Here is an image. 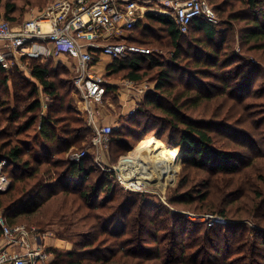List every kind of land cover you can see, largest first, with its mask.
Returning a JSON list of instances; mask_svg holds the SVG:
<instances>
[{
    "label": "trees",
    "instance_id": "1",
    "mask_svg": "<svg viewBox=\"0 0 264 264\" xmlns=\"http://www.w3.org/2000/svg\"><path fill=\"white\" fill-rule=\"evenodd\" d=\"M219 1L208 0L216 12L224 15L226 9L217 5ZM239 2L245 6V11L250 13L251 17L246 13L233 17L229 14V19L247 21L250 24L243 37L245 47H249L247 52L264 50V44H260L264 41V0H239ZM47 3L48 0H0V17L3 14L6 21L17 23L27 8L42 9ZM131 33L133 35L128 38L130 44L135 46L165 44L171 48V57L161 60L150 55H132L120 60H112V64L107 68V74L115 77L124 73L125 79L134 82H142L146 77L154 74L155 90L143 100L136 118H142L148 108L163 116L162 122L174 130L165 142L169 146L179 148L186 176L187 173H192L191 170L209 172L217 178L236 176L242 172L243 168L253 165L255 159L264 158V154L255 152L249 158L250 151L257 147L254 142L255 135H249V133L240 135L233 131L234 136L230 137V141L240 146L243 152L218 150L214 147V139L211 135L216 131H210L211 127L207 123L189 120L182 112L189 106L200 108L205 102L209 104L217 102L228 107V113L224 114L226 121L231 120L235 115L246 114L249 108L245 105V101L254 95L251 93V85L252 87L257 85L259 77H264L262 65H252L256 70H251V65H243L244 61L237 55H228L226 51L230 40L223 38L224 35L218 31L217 26L201 18L192 22L187 34H182L171 17L150 13L136 25ZM197 34L201 35L197 37ZM189 35H194V38L187 41ZM191 54L195 56L193 61H189L192 59ZM260 59L264 60V55H261ZM40 60L41 58H31L29 62L30 71L36 83H27L22 86L19 84L16 87L18 92H29L26 100L32 99L33 103L27 105L21 113L17 110L10 113L2 108V113L6 114L3 118L0 117V159L7 160L8 165L4 168V174L11 181L7 191H0V212L5 211L9 224L17 225V220L14 219L19 217L31 218L39 215L46 202L59 194L78 193L80 200L87 208L100 209L103 212L102 216L90 215L92 219L99 221L100 225L93 226V229L87 231H85L88 228L87 224L78 226L77 229L80 230L78 234L67 231L66 227L65 234L61 236L73 241L79 239V241L75 243V249L71 252L50 250L54 254L53 264H237L239 259H233L228 263V257L222 255L221 245L217 246V241L218 244L231 241V236L235 233L233 226L236 223L223 226L221 229L207 226L201 231L200 226L190 221H187L186 225L176 219L175 214L168 215V213H166L167 217L149 219L142 223L137 218L128 221L133 208H139V211L141 208L147 209L151 205L149 201H145L143 207L138 200L134 199H127L125 203L120 201L115 203L120 183L114 172H102V176L90 185L89 176L92 171L87 168L85 159L75 163L60 157L76 145L74 141L77 137L72 135L76 129L72 130V128L83 124V120L75 110L65 104L67 100L65 89L75 91L72 78H69L70 71L64 67L53 68L51 64H44ZM235 60L240 65L233 74L219 75L229 67L228 63ZM184 61H187L186 66L183 65ZM190 64L196 66L192 73H189L187 69ZM6 72L0 67V73ZM244 81L247 83H242ZM234 82L242 83L239 89L238 86H233ZM4 84H7L6 78ZM37 85L53 100V104L48 105V111L41 123L40 137L45 145V153L41 158L31 160L26 157L27 150L15 143L12 138H18L26 133L39 119L42 105L37 100L39 92ZM246 89H248L247 92ZM220 116L221 114L216 118ZM21 121H24L23 125H19ZM228 121L226 123L229 125ZM4 123L8 125L2 130ZM261 123H264V118L261 119ZM15 124H18V127L12 132L11 128ZM61 124L63 126L60 127ZM139 124L147 126L144 120ZM128 132L124 129L114 130L112 133L111 138L112 140L114 138V141L111 140V142L122 146L118 150L120 156L131 150L132 139L137 137L136 132L139 131ZM151 132H155V135L163 140L165 132ZM144 135L148 136L149 131H145ZM189 182L190 179L187 180L185 177L181 188L188 186ZM204 185H207V182ZM103 194L105 201L99 203ZM210 197L211 192L206 191L200 201L205 202ZM262 197L256 181L249 186L248 183H237L232 191L225 193L224 207L221 204V208H208L205 212L214 213L225 219L250 218L259 228L262 227L260 230L250 229V234L254 235L259 231L262 235L260 245L254 246L259 252V248L264 247V200ZM243 199L244 201L241 202ZM91 201L94 203L91 204ZM179 201L181 204L192 205L198 200L188 193ZM170 203L174 205L177 200H172ZM238 203L240 204L235 205ZM232 204L235 207L227 210V206ZM104 220L106 225L101 227V222ZM119 222L124 224L120 223L122 229L117 231V227L114 226H117ZM113 224L115 229L111 231ZM171 224L174 226L170 230ZM188 224L193 228L188 227ZM129 225L133 227L132 234H137L138 230L139 234L142 233V241L138 239L136 242L131 238L121 240L127 234ZM152 230H156L154 238L146 240L144 235L153 232ZM159 232H164L161 238H159ZM200 232H203L202 236L199 235ZM187 235L195 236L192 240H188L185 237ZM102 236L107 238L100 241ZM1 237L0 227V239ZM111 237L114 238L112 242L109 240ZM237 242L240 244L235 254H245L247 259L248 252L255 253L256 248H250L245 240L240 239ZM210 251L212 252L210 257L203 259V256Z\"/></svg>",
    "mask_w": 264,
    "mask_h": 264
},
{
    "label": "rangeland",
    "instance_id": "2",
    "mask_svg": "<svg viewBox=\"0 0 264 264\" xmlns=\"http://www.w3.org/2000/svg\"><path fill=\"white\" fill-rule=\"evenodd\" d=\"M53 1L54 0H48L47 5L42 9L31 7L27 8L22 15L20 14L22 17L19 19V21L12 24L18 25L26 20L37 17L39 13L44 11L45 8ZM217 5L226 9V13L224 15L218 12L216 13L220 21L217 25L218 31L222 32V34L224 35L223 38L225 40H230L229 48L226 51L227 53H229L228 55H237L240 60L244 61L243 65H251V70H256L252 65H262L264 69V60L260 59V56L264 55V50L247 52V48L249 47H245L244 45L245 41L243 40V37L247 27H249L250 24H248L247 21L242 20L231 21L228 17L230 16L229 14H231V17H233L235 15H242L244 13L251 17L250 13H247L245 11V6H243L239 2V0H220ZM0 20H5L3 14H1ZM229 20L231 21V23L229 22ZM131 35H133V33L126 36L129 38L131 37ZM199 35L201 34H197V37ZM192 38H194V35H189L187 41H190L189 39ZM195 43L197 44V42ZM262 43L264 44V41H262L260 44ZM138 47L146 49L151 57L157 59L162 60L164 58L166 60L171 57V48H168L165 44L159 45L157 43H153ZM61 55L64 56V58L62 59V61H64L63 63H59V60L56 59H41L40 62L44 64H51L53 68H66L70 71L69 78L71 79L73 76L70 63L72 62V59L64 52H62ZM191 57L192 59H190L189 61H193V57L195 56H192L191 54ZM30 60L31 58L18 60L16 59L11 62L8 68L4 69L7 71L5 74L0 73L1 118H3L6 114L2 113V108L4 109V111H10V113L16 110L20 111L21 113L23 112V109L25 110V107H27V105H31V103H33L34 100L32 99L26 100L27 93L29 92H18L16 88L19 84L22 86L27 83H36L30 71ZM108 63H110L109 59L103 62L102 66L99 67L100 71H103V74L104 72L108 71L105 69L108 66ZM186 64L187 61H184L183 65L186 66ZM228 64L229 67L219 75L233 74L234 71H236V68L240 65L237 60ZM187 69H189V73H192V70H195L196 66L190 64ZM183 74L185 75V73ZM152 75H150L152 76L151 78L150 76H148L142 82H138L137 88H142L144 90L148 89L149 94L152 93L155 90L156 86L154 74ZM104 76L105 81L108 83V85H106L105 94L102 97V101L100 103H97L96 105H93V109L97 110L98 121L101 125H111L115 131H121L124 129L125 131H129L128 133H132V131H139L136 132L138 133L137 137L132 139V147L130 145L131 150L120 156L118 150L122 146L114 142H111L107 146L101 148H95L93 145L94 132L93 129L89 127L87 114L85 113V105L82 101V96L78 95L73 90L71 91L65 89V96L67 97L65 104L69 105L79 114V117L83 120V124L76 127L73 126L72 130L76 129V131L72 134L74 137H77V139L74 141L76 145L60 157L64 158L67 161L73 162V156L75 154L83 152L86 153V156L83 159H85L86 161L87 168L92 171L89 176L90 185H92L96 181V179L102 176V172H109V169H112L111 172H114V175L119 181V177H122L119 171L122 159L130 157L141 143L146 142L150 138L157 139L158 142H160L168 150L165 151L166 154L161 159L165 174L163 176H160L158 174L156 178L161 182L159 183L158 181L151 185H138V187L136 186L133 188L129 187L127 183H125V185L119 184L120 188H118L117 190L115 203H117L118 201L125 203L127 199H134L138 200L140 206L142 204V207L145 201H149V203L151 204L147 209L141 208L140 211L139 208H133L128 221H132V219L137 218L140 223H142L149 219H160L161 217H167L166 213H168V215L175 214L176 219H179L182 223L186 224L187 221H190L194 225L198 227L200 226L201 231H203V227L207 226L221 229L223 228V226H231V223H236V225L233 226L235 227V233L231 236L230 242L222 241V244H218L217 241V246L221 245L220 247L222 248V255L224 254L226 255V257H228V263L230 261H233V259H239V261H237V264H264V247L259 248V252H257V247H254L255 245H260L262 241V235L259 231L254 235L250 234V229L260 230L262 227L259 228L250 218H243L241 220H238L232 217H230L229 219H225L223 217V219L226 221V224H214L213 226H210V222H208L207 217H221L215 215L214 213L205 212L208 210V208H221L220 205H223L225 193H229L230 191H232L237 183H248L249 186L250 183H254L256 181L258 184V190H261L263 196L262 199L264 200V158L255 159L253 165L243 168L242 172L236 176H222L217 178L212 173L196 170H191L192 173L189 172L186 176V173H184L182 155L179 148L169 146L165 142L169 138L171 131L174 132V130L162 122L163 116L148 108L146 110V114L143 115L142 118H136L138 116L137 114L140 105L148 95L145 98H142L140 103H136V98L132 97V95L135 94V91H129L130 89L126 88L125 86V83L129 80L124 78V73L118 74L115 77H110L108 76V74H104ZM5 78L7 79V84H4ZM242 83L247 82L244 81ZM242 83L234 82L233 86H238L239 89ZM37 86L39 88L37 100L42 105L39 119L37 123L26 133L19 136L18 138H12L14 139L15 143L21 145L24 149L27 150L26 157L30 158L31 160L41 158L45 153V145L43 144V141L40 137L41 123L43 116L46 115L48 111V105L53 104V100L49 98L47 94H45L44 90L39 85ZM109 88H111L110 91ZM245 91L247 92L248 89H246ZM251 91V93L254 94L253 97L247 98L245 101V105L249 108L248 112L244 115H235L233 118H231V120H227L229 122V125L224 119V114L228 113V107H224L222 103L211 102L209 104L208 102H205V104L200 108L189 106V108H184L182 112L189 120H194L200 123H207L208 125H210L209 127H211L210 131H216L211 133L214 139V147L216 149L242 153V148L230 141V137L234 136L232 134V132L234 131L236 133H240V135H244V133L255 135L254 142L256 143L257 147L253 148V150L250 151L249 158L252 157V153L254 152L264 154V123L260 124L261 119L264 118L263 76L259 77L257 85H254L253 87L251 85ZM133 109L134 115H130V112L133 111ZM219 114H221V116L216 118V116ZM142 120H144L145 124H147L146 127L145 125L140 126L139 123ZM23 123L24 121H21L19 125H23ZM7 125L8 123H4L2 130H4ZM61 126H63V124H61L60 127ZM17 127L18 124L13 125L11 131H15ZM145 131H149L148 136L144 135ZM151 131L165 132L163 135V140L159 139L155 135L156 133ZM64 136L65 135H63V137ZM112 141H114V138ZM185 177H187V180L190 179V182L188 186H186L185 188H181ZM205 182H207V185H204ZM161 184H165V187H161ZM206 191L211 192V197L209 198L210 200L208 199L205 202L200 201ZM188 193H190L193 198L198 201H196L192 205H189L187 203L181 204V201H179V199L184 195H187ZM104 194L99 200V203L105 201ZM175 199L177 200V203L171 205L170 201H174ZM243 201L244 199L241 200V202ZM92 203H94V201H91V204ZM240 203L235 205H239ZM235 205H228L227 210L229 208L235 207ZM41 212L42 213H40L39 215L33 216L31 218L19 217L14 220H17V225H25L28 228L36 229L39 234H41L45 239V245L47 246V249L49 251L56 250L59 252L73 251L75 249V243L79 241V239L73 241L70 238L61 236V234H65L66 227L67 231L69 230L77 234L78 232H80L77 227H82L84 224L88 225V228L85 231H87L88 229L91 230L93 229V226L97 227V225L100 224H98L99 221L97 222L95 219H92L90 215L93 214L102 216L103 214L100 209L91 210L90 208H87V206L80 200L78 193L73 195L59 194L56 197L51 198L48 202H46L45 207H43ZM0 216L5 217V211H1ZM120 223H122L121 225L124 224V222H119L117 226H114L113 224L110 228L111 231L115 229L113 228V226L117 227V231H120L122 229V227H120ZM105 225L106 222L104 220L101 222V227ZM173 226L174 225L172 224L170 225V230L173 228ZM188 227L193 228L189 224ZM132 228L133 227L129 225L126 232L127 234L121 240L131 238L136 242L138 241V239H141L142 241V233L139 234L138 230L137 234H132ZM81 230L83 231V229ZM152 231L153 232L148 233V235H144L146 240H152L154 238L153 236H155L154 233H156V230ZM163 233L164 232H159V238H161ZM199 235L202 236L203 232H200ZM194 236L195 235H187L185 237L186 239L188 238V240H192ZM106 238V236H102L100 238V241ZM240 239L242 241L245 240V243L247 242V245L250 248H256L255 253L251 254L250 252H248L249 254H247V259L245 254H235L236 248L240 244L239 242L236 243V241ZM109 240L112 242L114 241V238L111 237L109 238ZM211 253V251L208 252L207 255L203 256V259L210 257L209 255ZM243 259L246 260L242 261Z\"/></svg>",
    "mask_w": 264,
    "mask_h": 264
},
{
    "label": "built area",
    "instance_id": "3",
    "mask_svg": "<svg viewBox=\"0 0 264 264\" xmlns=\"http://www.w3.org/2000/svg\"><path fill=\"white\" fill-rule=\"evenodd\" d=\"M150 13L171 17L182 34H187L198 18L214 26L220 22L208 0H54L37 17L21 24L0 20V67L6 69L16 59H55L62 52L69 55L73 86L82 96L89 127L94 132L93 145L107 146L114 129L100 124L93 105L102 101L108 83L104 75L95 71V66L103 56L120 60L132 55H150L146 49L130 44L126 36ZM137 83L129 80L125 86L135 91L132 97L140 103L149 91L137 88ZM130 115H134V109ZM85 156L84 152L77 153L73 162ZM6 165L7 160L0 159L1 192L11 186L4 174ZM119 183L126 182L119 177ZM136 184L133 180L127 185L133 188ZM207 220L210 226L226 224L223 218L207 217ZM0 227V264L54 263V254L36 229L10 225L3 216Z\"/></svg>",
    "mask_w": 264,
    "mask_h": 264
},
{
    "label": "bare ground",
    "instance_id": "4",
    "mask_svg": "<svg viewBox=\"0 0 264 264\" xmlns=\"http://www.w3.org/2000/svg\"><path fill=\"white\" fill-rule=\"evenodd\" d=\"M165 151L168 150L155 138L141 143L130 157L122 159L119 168L122 178L127 184L135 180L137 187L158 181L160 183L161 181L156 178L158 174L160 176L165 174L161 163ZM161 187H165V184H161Z\"/></svg>",
    "mask_w": 264,
    "mask_h": 264
},
{
    "label": "crops",
    "instance_id": "5",
    "mask_svg": "<svg viewBox=\"0 0 264 264\" xmlns=\"http://www.w3.org/2000/svg\"><path fill=\"white\" fill-rule=\"evenodd\" d=\"M63 58H64V56H63V55H60L59 57H57V58H55V59H56V60H59V61H58L59 63H63V62H64V61H62ZM107 59H109V62H110V63H108V66L111 65V63H112V59L109 58V57L103 56V57L100 58L99 63L95 66V71H96L98 74H101V75L107 74V73H106L107 71L104 72V74H103V71H100V68H99V67L102 66L103 62L107 61ZM70 63H71V62H70ZM65 64H66V63H65ZM71 64H72V63H71ZM108 66L105 68L106 70H107ZM105 69H104V70H105Z\"/></svg>",
    "mask_w": 264,
    "mask_h": 264
}]
</instances>
